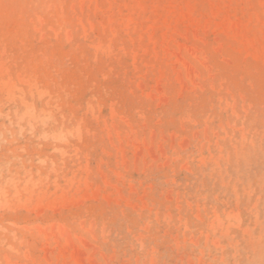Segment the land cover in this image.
Masks as SVG:
<instances>
[{"label": "rangeland", "instance_id": "rangeland-1", "mask_svg": "<svg viewBox=\"0 0 264 264\" xmlns=\"http://www.w3.org/2000/svg\"><path fill=\"white\" fill-rule=\"evenodd\" d=\"M0 264H264V0H0Z\"/></svg>", "mask_w": 264, "mask_h": 264}, {"label": "bare ground", "instance_id": "bare-ground-1", "mask_svg": "<svg viewBox=\"0 0 264 264\" xmlns=\"http://www.w3.org/2000/svg\"><path fill=\"white\" fill-rule=\"evenodd\" d=\"M104 4V3H103ZM152 9V8H151ZM175 25V24H174ZM173 25V26H174ZM147 28V27H146ZM187 29V28H186ZM194 35V34H193ZM140 36V35H139ZM155 37V36H154ZM195 50V49H194ZM138 51V50H137ZM155 56V55H154ZM199 56V55H198ZM184 62V61H183ZM182 63V62H181ZM186 63V62H185ZM183 65V64H182ZM205 68V67H204ZM171 69V68H170ZM194 70V69H193ZM157 87V86H156ZM158 90V89H157ZM180 96V95H179ZM146 100V99H145ZM89 112V111H88ZM69 125V124H68ZM70 126V125H69ZM150 130V129H149ZM101 132V131H100ZM118 137V136H117ZM125 140V139H124ZM124 161V160H123ZM74 162V161H73ZM125 162V161H124ZM24 163V162H23ZM85 176V175H84ZM29 245V244H28Z\"/></svg>", "mask_w": 264, "mask_h": 264}]
</instances>
